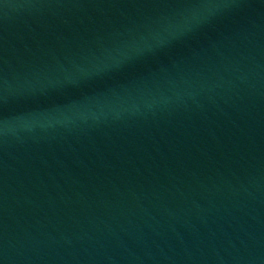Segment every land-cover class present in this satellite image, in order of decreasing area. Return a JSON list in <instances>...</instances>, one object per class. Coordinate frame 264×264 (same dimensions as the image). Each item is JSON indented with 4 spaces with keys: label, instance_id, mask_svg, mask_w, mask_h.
Instances as JSON below:
<instances>
[{
    "label": "water",
    "instance_id": "obj_1",
    "mask_svg": "<svg viewBox=\"0 0 264 264\" xmlns=\"http://www.w3.org/2000/svg\"><path fill=\"white\" fill-rule=\"evenodd\" d=\"M0 264H264V0H0Z\"/></svg>",
    "mask_w": 264,
    "mask_h": 264
}]
</instances>
